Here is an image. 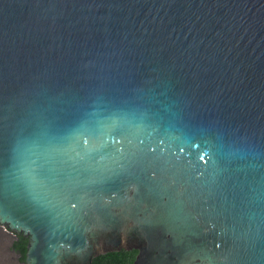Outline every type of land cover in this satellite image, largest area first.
I'll list each match as a JSON object with an SVG mask.
<instances>
[{"label":"water","instance_id":"95a60500","mask_svg":"<svg viewBox=\"0 0 264 264\" xmlns=\"http://www.w3.org/2000/svg\"><path fill=\"white\" fill-rule=\"evenodd\" d=\"M0 222L29 264H264V0H0Z\"/></svg>","mask_w":264,"mask_h":264},{"label":"trees","instance_id":"16d2710c","mask_svg":"<svg viewBox=\"0 0 264 264\" xmlns=\"http://www.w3.org/2000/svg\"><path fill=\"white\" fill-rule=\"evenodd\" d=\"M28 247V239L22 235H18L13 244V249L18 252L21 257V262L25 261ZM137 251H114L106 254L99 255L92 259L91 264H132Z\"/></svg>","mask_w":264,"mask_h":264},{"label":"bare ground","instance_id":"6f19581e","mask_svg":"<svg viewBox=\"0 0 264 264\" xmlns=\"http://www.w3.org/2000/svg\"><path fill=\"white\" fill-rule=\"evenodd\" d=\"M3 227H5L1 222H0V239L2 240L3 238L8 239L9 241L4 244V252L13 260L14 264H29L27 262V255L24 262H21L20 257L21 255L16 252V250L13 249L11 242L15 241L16 238L13 237L11 234H8L4 232Z\"/></svg>","mask_w":264,"mask_h":264},{"label":"rangeland","instance_id":"374dc122","mask_svg":"<svg viewBox=\"0 0 264 264\" xmlns=\"http://www.w3.org/2000/svg\"><path fill=\"white\" fill-rule=\"evenodd\" d=\"M9 240L3 238L0 239V264H14L13 260L4 252V244L7 243ZM15 241L11 242L13 247Z\"/></svg>","mask_w":264,"mask_h":264},{"label":"built area","instance_id":"2783aa9c","mask_svg":"<svg viewBox=\"0 0 264 264\" xmlns=\"http://www.w3.org/2000/svg\"><path fill=\"white\" fill-rule=\"evenodd\" d=\"M4 232L11 234L13 237L17 238V234L12 232L10 229H8L7 227H3Z\"/></svg>","mask_w":264,"mask_h":264},{"label":"clouds","instance_id":"9594fccd","mask_svg":"<svg viewBox=\"0 0 264 264\" xmlns=\"http://www.w3.org/2000/svg\"><path fill=\"white\" fill-rule=\"evenodd\" d=\"M18 236V235H17ZM17 239V238H16Z\"/></svg>","mask_w":264,"mask_h":264}]
</instances>
